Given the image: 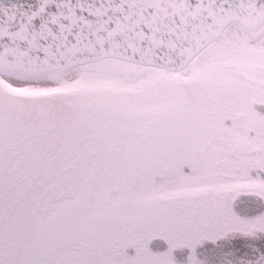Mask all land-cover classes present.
<instances>
[{
  "label": "snow or ice",
  "instance_id": "6c2138e0",
  "mask_svg": "<svg viewBox=\"0 0 264 264\" xmlns=\"http://www.w3.org/2000/svg\"><path fill=\"white\" fill-rule=\"evenodd\" d=\"M0 264H264V0H0Z\"/></svg>",
  "mask_w": 264,
  "mask_h": 264
},
{
  "label": "flooded vegetation",
  "instance_id": "af4514ba",
  "mask_svg": "<svg viewBox=\"0 0 264 264\" xmlns=\"http://www.w3.org/2000/svg\"><path fill=\"white\" fill-rule=\"evenodd\" d=\"M166 247H167V245L161 243V246H160L159 249L154 248L153 250L154 251H156V250L163 251V250H166ZM128 251H129V255L134 254V250L133 249H129ZM184 255L185 254L182 253V252H180L179 250H177L176 252H174V256L176 257V259H177L178 262L183 259V256Z\"/></svg>",
  "mask_w": 264,
  "mask_h": 264
}]
</instances>
